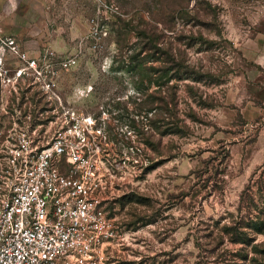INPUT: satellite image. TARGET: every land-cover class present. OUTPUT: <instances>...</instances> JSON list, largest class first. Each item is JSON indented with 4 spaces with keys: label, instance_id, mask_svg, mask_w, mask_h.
<instances>
[{
    "label": "rangeland",
    "instance_id": "obj_1",
    "mask_svg": "<svg viewBox=\"0 0 264 264\" xmlns=\"http://www.w3.org/2000/svg\"><path fill=\"white\" fill-rule=\"evenodd\" d=\"M12 1L0 150L15 125L52 133L67 112L91 119L120 235L109 264H264V68L242 60L264 0ZM149 30L158 45L139 38ZM9 40L47 67L49 88L15 76Z\"/></svg>",
    "mask_w": 264,
    "mask_h": 264
},
{
    "label": "built area",
    "instance_id": "obj_2",
    "mask_svg": "<svg viewBox=\"0 0 264 264\" xmlns=\"http://www.w3.org/2000/svg\"><path fill=\"white\" fill-rule=\"evenodd\" d=\"M6 46L22 64L17 78L29 71L42 79L41 61L12 40ZM41 127L15 125L1 146L0 264H109L107 248L120 235L103 209L112 181L99 132L74 112L52 133Z\"/></svg>",
    "mask_w": 264,
    "mask_h": 264
},
{
    "label": "crops",
    "instance_id": "obj_3",
    "mask_svg": "<svg viewBox=\"0 0 264 264\" xmlns=\"http://www.w3.org/2000/svg\"><path fill=\"white\" fill-rule=\"evenodd\" d=\"M12 2V0H0V18H3L4 12H12ZM248 34L250 37L247 38L245 45L249 50L245 51L242 60L244 58L256 68H264V26L260 27L259 31L249 30Z\"/></svg>",
    "mask_w": 264,
    "mask_h": 264
},
{
    "label": "trees",
    "instance_id": "obj_4",
    "mask_svg": "<svg viewBox=\"0 0 264 264\" xmlns=\"http://www.w3.org/2000/svg\"><path fill=\"white\" fill-rule=\"evenodd\" d=\"M181 2V0H180ZM139 38H142V39H149V43L152 44V45H158V40L160 39L159 36H157L156 34H154V31L153 30H149V32H145L143 31L142 34L139 36ZM148 43V44H149ZM146 48V47H145ZM156 49V46H153V49ZM149 50H152V48H150ZM157 50V49H156ZM172 65H174L175 68L179 69L181 68V66L179 64L176 65V63L174 62V59L169 56V61ZM175 63V64H174ZM161 105H162V108L163 110L166 112V111H169V112H172L173 110H175L176 108V103H175V100H174V97L171 98V100L169 99H165V98H162L161 101H160ZM172 109H171V108ZM170 108V109H169ZM238 240H241V239H238ZM236 240V242L238 241Z\"/></svg>",
    "mask_w": 264,
    "mask_h": 264
}]
</instances>
